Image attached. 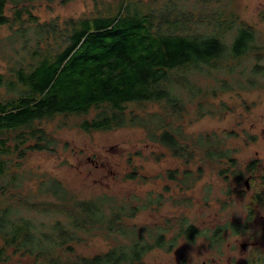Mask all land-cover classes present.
Wrapping results in <instances>:
<instances>
[{
	"label": "trees",
	"instance_id": "16d2710c",
	"mask_svg": "<svg viewBox=\"0 0 264 264\" xmlns=\"http://www.w3.org/2000/svg\"><path fill=\"white\" fill-rule=\"evenodd\" d=\"M188 1L126 0L115 12L111 8L104 14L61 23L41 22L28 7H15L8 15V1L0 0V27L7 25L11 33L6 38L13 45H22L9 58L20 57L17 66L0 72V203H5L0 205V239L4 242L0 264L8 261L6 250L11 247L32 257L34 264H146V254L164 246L168 230L174 227L178 236L196 241L202 230L195 223L187 224L186 218L154 237L137 235L126 218L133 217L140 206L128 208L108 196L77 199L61 179L47 174H38V189L29 195L31 206L53 221L27 218L15 206L25 201L19 191L25 175L8 173L12 161L8 157L19 153L25 159L29 151L56 148L55 136L41 125L44 120L59 115L86 116L79 128L88 132L137 126L138 118L126 115L130 103H167L169 114H182L185 107L174 93L175 82L193 93L197 89L203 97L218 92L217 87L214 91L201 87L197 80L224 68L235 69L239 59L248 57L254 32L237 12L230 11L225 0ZM238 74L245 76L246 70ZM2 88L13 94L4 95ZM227 89L221 84L219 91ZM149 135L184 164L166 173L170 181L181 177V189L182 184L191 185V164L197 159L214 160L220 168L223 158L233 160L232 151L222 147L223 140L211 144L195 133L188 134L184 122L160 121ZM162 156L155 154L157 161ZM136 174L134 171L130 178ZM6 194L10 196L7 202L2 200ZM49 195L57 200H46ZM164 197L160 193L155 204L161 206ZM182 202L178 199L175 204ZM85 231L92 236L115 232L116 243L106 252L66 256L68 251L75 253L73 243H81Z\"/></svg>",
	"mask_w": 264,
	"mask_h": 264
},
{
	"label": "rangeland",
	"instance_id": "374dc122",
	"mask_svg": "<svg viewBox=\"0 0 264 264\" xmlns=\"http://www.w3.org/2000/svg\"><path fill=\"white\" fill-rule=\"evenodd\" d=\"M7 1L8 15L15 7H28L41 22L59 20L63 23L70 18L104 14L111 8L115 12L121 1L126 0ZM225 1L230 11L237 12L252 27L254 40L248 57L239 59L235 69L224 68L214 76H200L197 80L201 87L213 91L217 87L218 92L203 97L196 93L197 89L193 93L188 87L180 88V83L175 82L174 93L185 107L184 111L181 110L182 114H169L167 103H130L125 109L126 115L132 119L137 117V126L88 132L79 128L81 119L86 116L59 115L42 121L41 125L55 136L56 148L29 151L25 159L19 158V153L8 157V160L12 159L9 175H25L24 184L19 189L25 201L15 204L24 216L47 220L48 223L53 221L52 217L31 206L33 202L29 195L38 189L35 182L38 174H47L61 179L77 199L108 196L128 208H131L130 205L140 206V211L126 218L137 235L154 237V233L183 218L187 219V224L206 223L201 227L202 235L199 234L194 242L178 236L176 227L168 230L164 246L150 250L144 257L146 264H246V260L249 264H264V196L258 185L247 192L232 177L234 183L230 187L225 177L219 176L225 174L219 164L202 157L191 164L194 171L193 179L189 180L191 185L182 184L181 189L178 185L181 177L170 181L166 173L175 167L183 168L184 164L166 147L147 136V132L154 131L160 121L184 122L188 134L195 133L211 144L223 140L222 147H232L236 152L234 156L241 159L251 158L258 151L261 166L264 167V0ZM212 6L216 7L215 2ZM10 33L7 25L0 27V72L5 73L17 66L20 57L12 61L9 58L14 55L15 48L22 47L20 44L13 45L8 40L10 37L6 38ZM31 36L34 40L35 36ZM240 70H246V75H239ZM221 84L228 87L225 92L219 91ZM2 91L4 95L13 94L12 90L6 92L5 88ZM153 119L156 122L151 121ZM255 137L257 140L253 142ZM155 154L163 156L157 161ZM134 171L137 174L132 179L130 175ZM4 181L7 182V175ZM160 193L165 194V200L158 206L155 203ZM178 199L183 202L175 204ZM2 200L7 202L10 196L6 194ZM46 200L57 199L49 195ZM150 200H154L153 205L148 204ZM14 209L11 210V218ZM60 217L65 219L64 215ZM218 226H224V229L213 236ZM104 234L92 236L85 231L81 243H73L75 253L68 251L65 255L74 258L80 254L94 255L108 251L116 243L115 232ZM254 242L258 245L254 246ZM244 243H248L245 249L242 247ZM3 245L0 239V247ZM6 258L8 261L2 264H34L32 257L15 252L14 247L7 248Z\"/></svg>",
	"mask_w": 264,
	"mask_h": 264
},
{
	"label": "flooded vegetation",
	"instance_id": "af4514ba",
	"mask_svg": "<svg viewBox=\"0 0 264 264\" xmlns=\"http://www.w3.org/2000/svg\"><path fill=\"white\" fill-rule=\"evenodd\" d=\"M256 140L257 138L255 137L253 139V142H255ZM225 148L230 149V151H232L231 158L233 157V160L225 159V158L222 159L225 165L223 164L221 169L225 171V174L219 176L223 177V179L225 177L226 179L225 181L229 182L230 187H232V183H234L232 180V177H234V180L238 183H241L240 185H243L247 192H251L254 189L255 185H258L262 196H264V172H263L264 167L261 166V158L259 157L260 155L259 152L258 151L255 152L256 157L252 156L251 158L241 159L240 157L234 156L236 152H234V149L232 147L227 145ZM221 173H223V171H221ZM226 206L228 205L226 204ZM205 225L206 223L198 224V227L202 229L201 227H204ZM226 227L228 228L229 224ZM223 229L224 226L223 227L220 226L218 229L214 230L213 236L219 235L220 234L219 231ZM200 235L202 234L200 233ZM253 245L257 246L258 243L254 242ZM247 246L248 243L242 244V247L244 249L247 248ZM202 264H205V262H203ZM246 264H249L247 260H246Z\"/></svg>",
	"mask_w": 264,
	"mask_h": 264
}]
</instances>
